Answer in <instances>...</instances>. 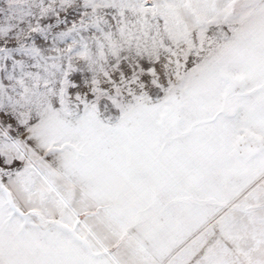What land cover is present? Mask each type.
I'll list each match as a JSON object with an SVG mask.
<instances>
[{
    "label": "snow or ice",
    "instance_id": "snow-or-ice-1",
    "mask_svg": "<svg viewBox=\"0 0 264 264\" xmlns=\"http://www.w3.org/2000/svg\"><path fill=\"white\" fill-rule=\"evenodd\" d=\"M0 264H264V0H0Z\"/></svg>",
    "mask_w": 264,
    "mask_h": 264
}]
</instances>
